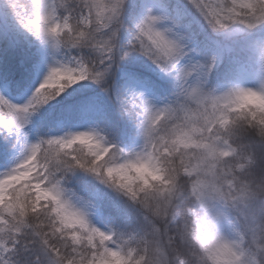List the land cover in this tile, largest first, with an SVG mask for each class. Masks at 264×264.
I'll use <instances>...</instances> for the list:
<instances>
[{
  "label": "snow or ice",
  "instance_id": "obj_1",
  "mask_svg": "<svg viewBox=\"0 0 264 264\" xmlns=\"http://www.w3.org/2000/svg\"><path fill=\"white\" fill-rule=\"evenodd\" d=\"M0 42V264H135L128 201L264 75V0H0Z\"/></svg>",
  "mask_w": 264,
  "mask_h": 264
},
{
  "label": "clouds",
  "instance_id": "obj_2",
  "mask_svg": "<svg viewBox=\"0 0 264 264\" xmlns=\"http://www.w3.org/2000/svg\"><path fill=\"white\" fill-rule=\"evenodd\" d=\"M213 88L235 102L187 122L188 147L169 136L146 174L152 190L128 201L135 264H264V97L237 98L264 90V75Z\"/></svg>",
  "mask_w": 264,
  "mask_h": 264
},
{
  "label": "trees",
  "instance_id": "obj_3",
  "mask_svg": "<svg viewBox=\"0 0 264 264\" xmlns=\"http://www.w3.org/2000/svg\"><path fill=\"white\" fill-rule=\"evenodd\" d=\"M4 46V42H0V48Z\"/></svg>",
  "mask_w": 264,
  "mask_h": 264
},
{
  "label": "rangeland",
  "instance_id": "obj_4",
  "mask_svg": "<svg viewBox=\"0 0 264 264\" xmlns=\"http://www.w3.org/2000/svg\"><path fill=\"white\" fill-rule=\"evenodd\" d=\"M0 94H2V93H0Z\"/></svg>",
  "mask_w": 264,
  "mask_h": 264
}]
</instances>
